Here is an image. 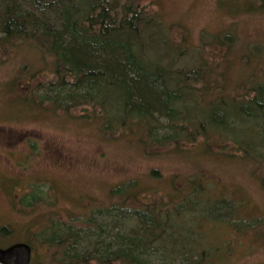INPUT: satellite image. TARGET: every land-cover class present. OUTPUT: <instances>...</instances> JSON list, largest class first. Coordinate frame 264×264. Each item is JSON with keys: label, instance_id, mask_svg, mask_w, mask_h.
Segmentation results:
<instances>
[{"label": "trees", "instance_id": "obj_1", "mask_svg": "<svg viewBox=\"0 0 264 264\" xmlns=\"http://www.w3.org/2000/svg\"><path fill=\"white\" fill-rule=\"evenodd\" d=\"M227 1L247 5L241 11L264 7V0ZM0 34V45L30 43L49 63L50 77L34 79V74L33 85L18 99L70 117L89 108L77 117L95 121L106 138L128 136L145 149L184 152L181 143H198L187 152L244 161L251 173L262 170L264 186V75L250 72L240 84L228 83L223 72L213 75L203 52L188 57L189 48L171 41L159 15L144 5L135 0H0ZM210 39L226 52L236 44L230 29ZM233 86L231 94L226 91ZM213 136L217 150L210 149ZM152 175L158 178L155 171ZM176 181L172 177L168 189L159 191L141 186L138 178L127 179L109 189L106 206L94 208L105 213L99 222H93L92 211L82 226L61 219L55 224L48 215L27 243L33 255L43 248L38 264L224 262L233 236L243 232L239 226L259 225L256 217L255 224L237 216L245 204L243 193L233 189L240 197L225 195V186L200 171ZM46 198L36 189L23 193L19 204L32 208ZM222 207L231 208L226 220L217 213ZM216 220L227 226L215 225ZM8 232L2 225L0 240Z\"/></svg>", "mask_w": 264, "mask_h": 264}, {"label": "rangeland", "instance_id": "obj_2", "mask_svg": "<svg viewBox=\"0 0 264 264\" xmlns=\"http://www.w3.org/2000/svg\"><path fill=\"white\" fill-rule=\"evenodd\" d=\"M223 1L226 2L221 5ZM135 2L144 5L150 14L159 15L169 39L189 48L188 57H196L201 50L204 54L200 55L213 75L223 72L222 78L228 83L233 79L235 84L244 81L250 72L263 77L264 7L241 11L247 5L227 0ZM48 15L55 18L52 12ZM226 29L236 36V44L229 52L213 45L210 39ZM254 46L256 50L249 53L248 49ZM42 56L30 43L12 41L0 45V227L7 225L10 229L7 237L0 240V247L32 239L39 227L47 223L48 215L54 217L55 224L61 219L82 226L83 217L92 211L93 222H99L105 213L94 208L106 206L110 201L109 189L132 177L138 178L141 186L165 191L172 177H177L176 184H180L186 175L200 171L225 186V195L240 197L233 189L242 192L245 204L238 209L237 216L255 224L259 221L256 229L254 224L239 226L243 232L233 236L230 252L220 264H264V222L260 221L264 220V186L259 183L262 170L251 173V166L244 161L237 163L214 154L199 156L198 152H187L198 143H181L185 151L177 152L145 149L123 135L106 138L97 131L95 121L77 117L89 108L74 110L70 117L61 110L56 114L50 112L45 105H31V99H18V94L33 85L34 74V79L50 77L49 63ZM26 82L27 87H23ZM235 88L226 91L231 94ZM161 122H165L164 117ZM217 142L215 136L210 138L211 150H217ZM154 171L158 178L152 175ZM36 189L46 200L32 208L21 207L23 193L29 191L31 195ZM217 213L226 220L231 208H219ZM218 224L227 226L216 220L215 225ZM42 254L43 248H37L31 264L40 263ZM179 260L174 264H183Z\"/></svg>", "mask_w": 264, "mask_h": 264}, {"label": "water", "instance_id": "obj_3", "mask_svg": "<svg viewBox=\"0 0 264 264\" xmlns=\"http://www.w3.org/2000/svg\"><path fill=\"white\" fill-rule=\"evenodd\" d=\"M32 259V248L26 242H15L0 247V264H29Z\"/></svg>", "mask_w": 264, "mask_h": 264}, {"label": "flooded vegetation", "instance_id": "obj_4", "mask_svg": "<svg viewBox=\"0 0 264 264\" xmlns=\"http://www.w3.org/2000/svg\"><path fill=\"white\" fill-rule=\"evenodd\" d=\"M32 256H33V251H32ZM32 262V261H31ZM31 262L29 264H31Z\"/></svg>", "mask_w": 264, "mask_h": 264}]
</instances>
